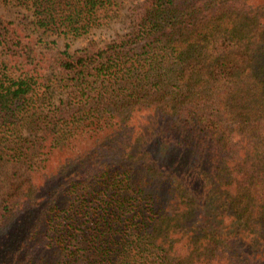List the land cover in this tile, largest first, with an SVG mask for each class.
<instances>
[{
    "label": "trees",
    "instance_id": "obj_1",
    "mask_svg": "<svg viewBox=\"0 0 264 264\" xmlns=\"http://www.w3.org/2000/svg\"><path fill=\"white\" fill-rule=\"evenodd\" d=\"M124 1L0 0L72 37ZM129 3L40 83L13 67L42 41L0 16V167L26 163L0 189V264H264V0Z\"/></svg>",
    "mask_w": 264,
    "mask_h": 264
},
{
    "label": "rangeland",
    "instance_id": "obj_2",
    "mask_svg": "<svg viewBox=\"0 0 264 264\" xmlns=\"http://www.w3.org/2000/svg\"><path fill=\"white\" fill-rule=\"evenodd\" d=\"M129 1L126 0L122 4L119 16H112L106 24L93 27L89 31L81 36L72 37L71 35L55 34L50 32H42L40 29L36 30L33 28L31 22L30 11L20 6L16 2L3 3L0 2V16L12 20L14 23L21 28V31L32 38L34 41L39 38L42 43L39 45V53H45L40 55L35 53V60L31 64L22 62L19 65L14 64L13 70L15 73L32 75L38 83L43 80L45 73L47 72L48 77L53 73L57 74V71H47L48 65L47 58L58 56L59 52L64 48V44L67 43V50L73 54L81 50L85 46L98 47L103 43L107 42L113 37L114 34L120 33L125 30V8L129 6ZM259 2L261 0H254ZM44 42V43H43ZM41 50V51H40ZM49 58V59H50ZM12 70V71H13ZM13 71V72H14ZM58 75V74H57ZM53 93L52 101H57L62 96V92L57 88ZM36 128L25 129L24 133L28 140H32L37 135ZM26 163H4L0 167V189H4L10 180L20 178L25 173Z\"/></svg>",
    "mask_w": 264,
    "mask_h": 264
}]
</instances>
